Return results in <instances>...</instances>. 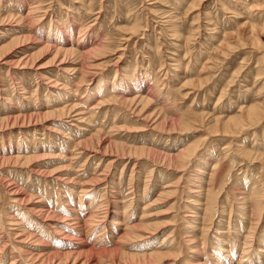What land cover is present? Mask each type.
<instances>
[{
  "label": "rangeland",
  "instance_id": "374dc122",
  "mask_svg": "<svg viewBox=\"0 0 264 264\" xmlns=\"http://www.w3.org/2000/svg\"><path fill=\"white\" fill-rule=\"evenodd\" d=\"M194 263L264 264V0H0V264Z\"/></svg>",
  "mask_w": 264,
  "mask_h": 264
},
{
  "label": "bare ground",
  "instance_id": "6f19581e",
  "mask_svg": "<svg viewBox=\"0 0 264 264\" xmlns=\"http://www.w3.org/2000/svg\"><path fill=\"white\" fill-rule=\"evenodd\" d=\"M53 29V28H52ZM51 32V31H50ZM54 32L56 33L57 31L56 30H54ZM52 34V33H51ZM53 35H54V33H53ZM48 37V36H47ZM46 37V38H47ZM50 37V36H49ZM53 37V36H52ZM56 37V36H55ZM54 37V38H55ZM51 40V39H50ZM55 41V40H54ZM57 41V40H56ZM61 42V41H60ZM66 42V41H65ZM57 43V42H56ZM58 46H60V45H58ZM57 46V47H58ZM62 46V45H61ZM57 50H65V51H72V50H74V49H64V48H60V49H58L57 48ZM82 53H79V55H81ZM115 79V78H114ZM107 91V90H106ZM190 155V154H189ZM179 157L180 158H182V154H180L179 155ZM198 172V171H197ZM198 173H201V171H199ZM197 173V174H198ZM53 229H55V228H53ZM163 238H161L162 240H161V243H160V245L162 246V245H167L166 247L168 248V250H171L170 252H173V253H177L178 252V249L176 248V247H172L171 246V243H170V239H172V236H171V233L170 232H167V233H165V235H163L162 236ZM180 252V251H179ZM156 253H159V252H156ZM160 254V253H159ZM202 262V261H201ZM195 264V263H194ZM198 264V263H197Z\"/></svg>",
  "mask_w": 264,
  "mask_h": 264
}]
</instances>
